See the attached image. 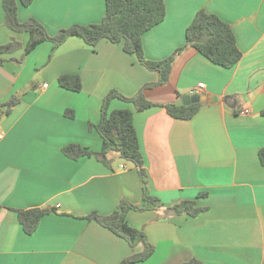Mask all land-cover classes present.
Listing matches in <instances>:
<instances>
[{"label": "crops", "instance_id": "obj_1", "mask_svg": "<svg viewBox=\"0 0 264 264\" xmlns=\"http://www.w3.org/2000/svg\"><path fill=\"white\" fill-rule=\"evenodd\" d=\"M165 15L142 35L144 56L160 60L185 42L199 10L228 23L242 53L230 67L212 63L193 47L175 58L166 84L144 90L154 103H170L203 82L205 101L189 119L164 107L137 110L112 98L109 110L128 109L156 210H129L126 221L142 229L152 255L133 264H180L192 256L207 264H264V0H164ZM104 0H33L17 18H35L50 35L73 24L101 21ZM0 0V44L12 37L22 47L0 64V264H119L133 252L127 241L85 216L106 215L120 200L142 204L134 165L115 155L72 159L62 148L77 143L99 151L95 125L104 96L117 90L132 97L157 80L121 44L102 39L89 46L69 36L52 49L38 44L21 63L25 32L4 25ZM78 74L81 89L60 87V74ZM47 83V87H42ZM13 95L18 102L4 113ZM245 112H241L244 111ZM204 193V194H202ZM195 216L169 208L192 200ZM54 208L26 234L18 209Z\"/></svg>", "mask_w": 264, "mask_h": 264}, {"label": "trees", "instance_id": "obj_2", "mask_svg": "<svg viewBox=\"0 0 264 264\" xmlns=\"http://www.w3.org/2000/svg\"><path fill=\"white\" fill-rule=\"evenodd\" d=\"M32 1L2 0L4 25L12 32L28 34V40L23 46V54L17 58L11 57V60L21 63L27 53L44 41H50L52 49H55L69 36H78L89 46H95L98 41L105 39L115 44H121L124 52L135 55L142 66L156 73L158 77L155 82H148L141 86L132 97H126L114 89L104 96L99 121L95 125H90L102 139V146L99 151H90L77 143H69L62 148L63 153L72 159H78L84 155H93L100 161L107 163L109 155L112 154L134 165L142 184V204L135 205L122 199L110 214L102 215L91 212L85 218L96 221L122 237L131 248L138 244L142 245L141 251L131 253L123 258L119 264L144 261L152 255L155 247L142 229L127 223L126 213L129 210H156L160 205H158V199L148 189L144 158L133 124V112L128 109L109 110V102L112 98L117 97L132 102L137 110L159 105L164 107L166 112L174 118L189 119L193 117L201 103L179 106L175 105L174 102L154 103L145 97L144 90L166 84L174 58L189 46L195 48L214 64L226 68L234 66L240 60L242 53L237 47L232 29L217 15L199 10L185 30L184 44L163 59L150 60L144 56L142 35L163 20L165 15L164 0H104L105 10L100 22L86 25L73 24L67 28L59 29L53 35H50L35 18L30 17L24 21L18 20V7L28 6ZM21 47L22 43L14 37L10 41L0 44V64L6 60V55L14 53ZM57 83L60 87L68 90L79 91L81 89V79L78 74H60L57 77ZM17 102L18 96H11L4 103L6 107L4 113L9 112ZM169 209L176 214L192 216L202 210L196 206L194 199L184 200ZM55 211L54 208L39 207L16 210L18 222L26 234H32L36 230L42 216ZM180 264L207 263L196 256H192Z\"/></svg>", "mask_w": 264, "mask_h": 264}, {"label": "water", "instance_id": "obj_3", "mask_svg": "<svg viewBox=\"0 0 264 264\" xmlns=\"http://www.w3.org/2000/svg\"><path fill=\"white\" fill-rule=\"evenodd\" d=\"M205 99L197 94L190 95L188 93L182 94L178 97V99L175 101V105H190L193 103H202Z\"/></svg>", "mask_w": 264, "mask_h": 264}, {"label": "built area", "instance_id": "obj_4", "mask_svg": "<svg viewBox=\"0 0 264 264\" xmlns=\"http://www.w3.org/2000/svg\"><path fill=\"white\" fill-rule=\"evenodd\" d=\"M42 87H47V83H44L42 85ZM203 87H204V83L203 82H200V83L197 84L196 87L190 88L188 90V94H190V95H194V94L199 95ZM241 112H245V110L244 111H241Z\"/></svg>", "mask_w": 264, "mask_h": 264}]
</instances>
